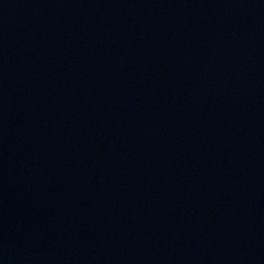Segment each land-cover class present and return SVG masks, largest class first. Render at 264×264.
I'll return each mask as SVG.
<instances>
[{
  "label": "water",
  "instance_id": "1",
  "mask_svg": "<svg viewBox=\"0 0 264 264\" xmlns=\"http://www.w3.org/2000/svg\"><path fill=\"white\" fill-rule=\"evenodd\" d=\"M0 264H264V0H0Z\"/></svg>",
  "mask_w": 264,
  "mask_h": 264
}]
</instances>
